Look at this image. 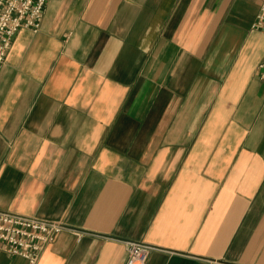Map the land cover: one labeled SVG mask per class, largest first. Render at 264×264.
Returning <instances> with one entry per match:
<instances>
[{
    "label": "crops",
    "instance_id": "0c3cea01",
    "mask_svg": "<svg viewBox=\"0 0 264 264\" xmlns=\"http://www.w3.org/2000/svg\"><path fill=\"white\" fill-rule=\"evenodd\" d=\"M261 0H48L0 68V211L66 225L37 264H264ZM0 264H28L0 251Z\"/></svg>",
    "mask_w": 264,
    "mask_h": 264
},
{
    "label": "built area",
    "instance_id": "2783aa9c",
    "mask_svg": "<svg viewBox=\"0 0 264 264\" xmlns=\"http://www.w3.org/2000/svg\"><path fill=\"white\" fill-rule=\"evenodd\" d=\"M48 0H0V68L6 62L16 36L21 31L36 33L41 26L42 15ZM251 30L264 35V0ZM258 78L264 83V57L258 63ZM75 233L66 225L33 216L0 211V251L21 257L28 264H37L48 245L60 232ZM124 264H145L153 246L142 241L124 242ZM211 264H220L212 261Z\"/></svg>",
    "mask_w": 264,
    "mask_h": 264
}]
</instances>
